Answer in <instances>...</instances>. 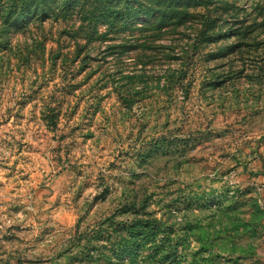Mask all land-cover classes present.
I'll return each instance as SVG.
<instances>
[{"label":"rangeland","instance_id":"374dc122","mask_svg":"<svg viewBox=\"0 0 264 264\" xmlns=\"http://www.w3.org/2000/svg\"><path fill=\"white\" fill-rule=\"evenodd\" d=\"M130 1L0 0V264H264V0Z\"/></svg>","mask_w":264,"mask_h":264},{"label":"trees","instance_id":"16d2710c","mask_svg":"<svg viewBox=\"0 0 264 264\" xmlns=\"http://www.w3.org/2000/svg\"><path fill=\"white\" fill-rule=\"evenodd\" d=\"M81 1H91L92 4L95 6L93 8V11L95 9H102L103 10V13L106 14V17L107 18H111V17H114L116 19H122V15L117 11L115 10L116 7L118 8V6H120V3L117 2V3H113L111 0H65V3H64V8L66 9H71L73 7H75L77 4H79ZM135 1V0H134ZM58 3L59 0H36V4L34 5V12L36 13V16L39 14V12H44V8H43V5L45 3ZM132 3V0L130 1ZM116 7H115V5ZM32 10V5L30 3V5L28 4H23V6L21 7V11L24 13V14H27V13H30ZM142 11H145L147 14L150 13L149 10L145 9V8H142ZM22 13V14H23ZM44 13H47V12H44ZM139 223H142V222H139ZM144 223V228L146 229H149L150 226H151V221L150 220H147V221H143ZM128 245L125 246L124 250L127 251L128 249Z\"/></svg>","mask_w":264,"mask_h":264}]
</instances>
